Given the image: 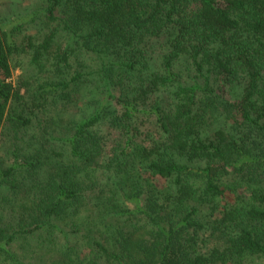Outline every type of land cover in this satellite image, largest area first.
Here are the masks:
<instances>
[{
    "label": "trees",
    "instance_id": "trees-1",
    "mask_svg": "<svg viewBox=\"0 0 264 264\" xmlns=\"http://www.w3.org/2000/svg\"><path fill=\"white\" fill-rule=\"evenodd\" d=\"M20 23L0 264H264V0H40Z\"/></svg>",
    "mask_w": 264,
    "mask_h": 264
},
{
    "label": "rangeland",
    "instance_id": "rangeland-1",
    "mask_svg": "<svg viewBox=\"0 0 264 264\" xmlns=\"http://www.w3.org/2000/svg\"><path fill=\"white\" fill-rule=\"evenodd\" d=\"M39 2L40 0H0V28H4L10 31V34L12 33V38L16 41L20 48V51L11 58L13 73L11 81L16 86H22L29 76L31 77L34 73H36L35 65H33L32 63L33 52L32 49H30L28 46V38L32 36L35 37L38 29L33 24L22 25L20 21L26 19L27 15L38 7ZM14 27L18 29L13 30ZM75 55H73V57L69 60L70 65L72 66L71 72L76 70L83 61H87L88 63L92 64V66H95L97 64L90 58V56L77 54V56L75 57ZM77 59H79V61H77ZM182 70L185 74V80L191 79L190 81H193L194 79H196L192 72L190 76V74L188 75L187 71L184 68H182ZM39 76L44 75L40 74ZM27 83L30 82L28 81ZM31 88L32 87H30V89ZM228 98L234 100V97L230 94L228 95ZM2 143L3 139L0 136V156L4 157L3 155L5 152V148H2ZM107 150L109 151V148ZM143 201L144 197L139 201L130 202L129 206L134 210L136 208V205H142Z\"/></svg>",
    "mask_w": 264,
    "mask_h": 264
}]
</instances>
